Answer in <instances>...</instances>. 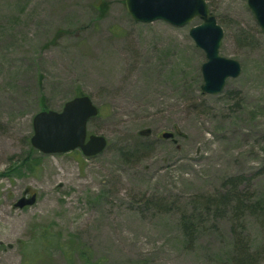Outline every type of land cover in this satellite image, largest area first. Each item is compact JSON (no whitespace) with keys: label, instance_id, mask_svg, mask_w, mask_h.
<instances>
[{"label":"rangeland","instance_id":"obj_1","mask_svg":"<svg viewBox=\"0 0 264 264\" xmlns=\"http://www.w3.org/2000/svg\"><path fill=\"white\" fill-rule=\"evenodd\" d=\"M206 2L220 56L242 69L218 95L202 91L199 18L139 23L124 0H0V264H264V33L247 0ZM81 94L99 109L88 135L107 149H35L36 115ZM26 192L35 204L16 208Z\"/></svg>","mask_w":264,"mask_h":264},{"label":"water","instance_id":"obj_2","mask_svg":"<svg viewBox=\"0 0 264 264\" xmlns=\"http://www.w3.org/2000/svg\"><path fill=\"white\" fill-rule=\"evenodd\" d=\"M129 15L139 23L165 21L175 27H184L196 18L202 24L190 30V36L197 47L202 49L207 62L202 66L204 85L207 94L222 93L229 78L240 76L241 65L234 60L220 56L224 31L211 14L206 0H124ZM248 7L264 33V0H248ZM99 109L89 96L75 97L67 102L62 113L43 111L33 121L34 135L32 146L44 154H63L80 149L86 157L101 154L108 145L104 136L90 135L87 126L90 119L97 117ZM151 130L141 132L149 136ZM162 138L170 140L173 133H163ZM88 139V140H87ZM36 202V195L27 198V193L15 204L23 209Z\"/></svg>","mask_w":264,"mask_h":264},{"label":"trees","instance_id":"obj_3","mask_svg":"<svg viewBox=\"0 0 264 264\" xmlns=\"http://www.w3.org/2000/svg\"><path fill=\"white\" fill-rule=\"evenodd\" d=\"M107 10H108V5H107V3H105V5L103 6H99V11H101V14L103 15V14H105L106 12H107ZM82 95V94H81ZM230 197H229V195H228V193L227 194H225L224 196H223V202L226 200H228ZM231 200V198L229 199V201ZM229 201H227V202H229ZM246 202V201H245ZM188 224H189V221L187 222V224H185L184 225V227L187 229L188 228ZM48 235H46V234H44L43 235V239H46V240H48ZM72 250H73V247L71 246V245H67L66 247H65V250L63 251V254H64V256L65 257H67V258H70L71 257V255H72ZM246 252V251H245ZM83 255H86V253L85 252H83ZM82 258V257H81ZM83 260H86V259H84V258H82ZM251 259V257L249 256V255H247V253H245V260H250ZM86 262H91V260L89 259V260H86ZM93 264H99V263H93Z\"/></svg>","mask_w":264,"mask_h":264}]
</instances>
